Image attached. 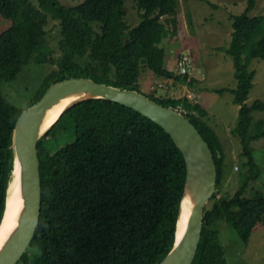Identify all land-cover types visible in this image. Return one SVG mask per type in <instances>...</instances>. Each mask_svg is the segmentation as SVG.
<instances>
[{"label": "trees", "instance_id": "1", "mask_svg": "<svg viewBox=\"0 0 264 264\" xmlns=\"http://www.w3.org/2000/svg\"><path fill=\"white\" fill-rule=\"evenodd\" d=\"M141 21H125L126 0H83L65 5L59 0H0V85L14 80L36 61L57 68L40 84L28 107L54 83L71 77L140 92L141 66L158 78L192 84V78L165 67L161 47L168 22L177 27L179 0H135ZM257 0L233 17L230 46L237 87L232 89L239 115L233 134L241 138L247 174L233 196L220 195L224 154L209 113L187 97L150 99L186 114L214 152L217 191L205 209L204 227L192 264H227L217 222L225 220L247 244L264 229V193L250 183L264 170L251 144L264 138V123L250 134L252 112L263 110L260 100L246 101L253 88V59H264V14L250 16ZM216 6V5H214ZM49 19L60 22L58 59L46 52ZM8 22V25H6ZM89 58L83 65L79 60ZM224 93L226 89L217 90ZM142 93V92H141ZM23 109L0 93V224L12 175V135ZM73 121L75 140L55 153L38 144L42 185L40 220L34 238L19 262L24 264H160L176 242L177 223L186 179V165L171 136L135 110L106 99H88L67 109L45 136L68 133ZM58 133V134H57ZM251 192V197L246 196ZM31 249V251H29Z\"/></svg>", "mask_w": 264, "mask_h": 264}, {"label": "rangeland", "instance_id": "2", "mask_svg": "<svg viewBox=\"0 0 264 264\" xmlns=\"http://www.w3.org/2000/svg\"><path fill=\"white\" fill-rule=\"evenodd\" d=\"M65 5L79 4L83 0H59ZM216 5V6H214ZM248 5V0H179L177 8V27L170 22V17L162 20L167 26L161 47L166 50L165 67L176 74L177 60L181 52H188L193 60V67L189 73L193 83H183L175 79L158 78L145 65L141 66L138 78L140 91L143 94L153 93L157 97L189 98L191 102L200 104L209 113V122L217 132L224 154V178L220 185V195L225 193L233 196L240 187L243 177L247 174V157L243 155L241 138L233 134L237 126L239 106L234 104L232 89L237 87L235 67L232 56L227 49L232 41L233 17L242 14ZM125 21L131 27L141 21L139 9L135 0H126ZM264 14V0H257L255 8L249 13L254 17ZM8 25V22H6ZM47 29V54L52 53L54 59L60 57L59 44L62 39L60 22L49 19ZM1 30V29H0ZM89 58L79 61L86 65ZM57 68L50 62H32L11 81H3L0 93L12 105L21 109H28L30 100L35 96L43 79ZM249 70L255 72L253 88L246 103L252 106L255 101L264 103V59H253ZM163 82L169 87L161 88ZM226 89L224 93L217 90ZM252 127L250 134L264 123V109L255 110L251 114ZM72 130L59 135L43 136V146L52 154L75 140L73 121L66 118ZM58 134V133H57ZM253 155L257 163L264 170V138L251 144ZM254 189L264 193V173L261 180L250 183ZM252 191H246L251 197ZM214 229L218 230L220 242L224 247L227 264H264V229L254 232L250 241L245 244L236 230L225 220L217 222ZM31 251V249H29ZM18 264H24L19 262Z\"/></svg>", "mask_w": 264, "mask_h": 264}, {"label": "water", "instance_id": "3", "mask_svg": "<svg viewBox=\"0 0 264 264\" xmlns=\"http://www.w3.org/2000/svg\"><path fill=\"white\" fill-rule=\"evenodd\" d=\"M66 98L76 99L67 109L88 99L116 102L147 117L171 136L184 157L186 179L176 242L160 264H192L201 241L205 209L215 195L218 184L216 160L209 143L182 111L164 106L137 90L120 89L91 78L77 77L52 84L36 104L21 113L16 122L11 144L12 175L7 189L6 209L0 224V231L4 229L6 236L0 247V264H18L36 233L42 206L38 144L55 124L48 131L43 129L50 110ZM19 182L21 205L16 215L14 211L11 217L13 225L9 227L5 224L8 193Z\"/></svg>", "mask_w": 264, "mask_h": 264}, {"label": "bare ground", "instance_id": "4", "mask_svg": "<svg viewBox=\"0 0 264 264\" xmlns=\"http://www.w3.org/2000/svg\"><path fill=\"white\" fill-rule=\"evenodd\" d=\"M141 92V91H140ZM146 95V94H145ZM76 101L75 98H66L62 101H60L57 105H55L47 115L45 121H44V130L48 131L50 129L51 125L53 123H56L60 115L74 102ZM45 134V133H44ZM18 181H20V176L18 178ZM21 183L19 182L18 184H14L8 193V211L5 219V224L9 225L11 227L13 223H11V217L14 214H17L20 205H21V200L20 198L22 197V191H21ZM4 233V229L0 231V247L3 243V240L5 239L6 236Z\"/></svg>", "mask_w": 264, "mask_h": 264}, {"label": "built area", "instance_id": "5", "mask_svg": "<svg viewBox=\"0 0 264 264\" xmlns=\"http://www.w3.org/2000/svg\"><path fill=\"white\" fill-rule=\"evenodd\" d=\"M193 63L194 61L191 55L188 52H182L177 60L176 72L179 75L189 74L193 67ZM160 86L164 87L163 85ZM189 98L192 99L193 97L189 95ZM176 110L182 111L184 114H188V111L182 106L177 107Z\"/></svg>", "mask_w": 264, "mask_h": 264}, {"label": "clouds", "instance_id": "6", "mask_svg": "<svg viewBox=\"0 0 264 264\" xmlns=\"http://www.w3.org/2000/svg\"><path fill=\"white\" fill-rule=\"evenodd\" d=\"M183 52H185V51H183ZM181 53H182V52H181ZM181 53H180V54H181ZM179 56H180V55H179ZM191 57H192V56H191ZM192 59H193V58H192ZM193 61H194V60H193ZM176 74L179 75L177 72H176ZM188 75H189V74H188ZM172 79H173V78H172ZM160 85H163L164 87H167V88L169 87V84H168V86H167L166 83H163V82H161V83L159 84V86H160ZM160 87H161V86H160ZM164 87H161V88H164ZM193 98H194V97H193ZM188 99H189V101L191 102V99H190V98H188ZM178 107H179V106H178ZM175 109H176V108H175ZM185 115H186V114H185ZM186 116H187V115H186ZM187 117H188V116H187ZM188 118H189V117H188Z\"/></svg>", "mask_w": 264, "mask_h": 264}, {"label": "crops", "instance_id": "7", "mask_svg": "<svg viewBox=\"0 0 264 264\" xmlns=\"http://www.w3.org/2000/svg\"><path fill=\"white\" fill-rule=\"evenodd\" d=\"M203 107V106H202Z\"/></svg>", "mask_w": 264, "mask_h": 264}]
</instances>
